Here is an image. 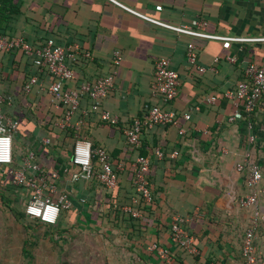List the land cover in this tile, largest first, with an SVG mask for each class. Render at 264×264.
<instances>
[{"label":"crops","instance_id":"1","mask_svg":"<svg viewBox=\"0 0 264 264\" xmlns=\"http://www.w3.org/2000/svg\"><path fill=\"white\" fill-rule=\"evenodd\" d=\"M18 4L19 14L7 24L5 35L20 37L33 47L52 39L59 46L83 43L88 49L92 61L75 67L71 88L108 74L114 52L121 57L112 90L100 102L101 110L117 117V127L99 122L91 113L79 130V136L92 148L101 147L108 153L113 167L124 163L118 172L119 187L110 195L95 180L69 181L76 171L69 165L74 135L72 131L44 129L53 114L62 116L49 105L46 88L51 79L38 74L32 60L19 52L0 54V97L6 98L0 108L11 118L20 115L13 137L12 165L19 169L22 158L31 153L32 163L49 183L51 173L58 172L59 178L53 183L58 191L68 193L72 203L69 212L59 216L58 225L72 222L88 234L104 231L105 250L114 264H240L242 237L252 208L239 204L250 189L245 185L246 171L236 172L235 165L255 163L264 176V95L251 116L254 143L250 144L245 119L228 121L234 106L223 94L233 91L244 79L247 66L264 68V42L196 38L148 19L174 27H191L197 20L208 35L264 38V0H18ZM188 43L195 46L197 65L204 72L186 64ZM158 58L169 60L179 76L175 99L169 105L158 104L179 116L187 113L190 118H179L175 126L157 125L142 132L140 144L150 157L147 181L154 204L152 213L134 222L116 212L122 203L125 212L131 163L138 153L128 148L122 132L152 105L150 84ZM31 76H36L37 84L28 94L23 90L21 94L22 84ZM207 96L215 97V102L204 103ZM89 105L88 99H82L80 110ZM194 106L198 110H192ZM79 114L76 112L73 122ZM179 129L184 130L183 135L178 134ZM44 139L50 144H43ZM155 149L163 152L161 159L153 155ZM173 151L178 156L171 159ZM27 176L39 184L38 172L29 171ZM12 181L8 190L13 195L12 209L21 203L23 213L29 191L24 186L15 187ZM263 188L264 180L256 187V208L262 213ZM113 201L115 204L110 203ZM109 204L116 206L114 212L107 210ZM174 216L185 220L182 227L193 237L196 254L171 243ZM253 245L264 257L263 224L254 230ZM153 247L165 250L166 257L160 258Z\"/></svg>","mask_w":264,"mask_h":264},{"label":"built area","instance_id":"2","mask_svg":"<svg viewBox=\"0 0 264 264\" xmlns=\"http://www.w3.org/2000/svg\"><path fill=\"white\" fill-rule=\"evenodd\" d=\"M148 20L176 33L196 38L264 42V38L234 39L208 35L203 31V23L197 20L192 23L191 27H174L151 19ZM13 50H19L24 56L30 58L36 72L51 79L46 88L50 102L54 109L60 108L63 110L62 117L54 122L53 129L61 132L70 130L74 135L69 165L74 167L76 171L70 174L69 181L76 183L95 180L106 189L113 190L116 186L117 174L123 169V164L119 163L113 167L108 153L101 147L92 148L85 137L79 136V130L85 124L84 120L91 113L96 114L99 122L117 127V117L101 110L100 102L112 90L114 77L120 65L121 57L119 52L116 51L112 55V68L109 74L98 76L91 81L84 80L78 87L66 89V84L74 79V71L71 68L72 63L78 57L86 59L87 62L92 61V56L88 51H81L76 43L66 46L56 45L52 39L45 40L41 46L33 47L20 37H8L0 34V53H7ZM185 62L198 73L205 71L204 68L197 65V52L192 43L186 45ZM243 75L244 79L236 84L233 91H226L223 97L232 102L234 106V111L230 114L228 121L232 122L239 118H244L248 142L252 144L254 143V137L251 134V116L256 109V103L264 95V68H256L253 65H249L244 69ZM36 79V76H31L23 84V92L25 94H28L31 87L37 84ZM178 91V73L171 68L169 60L158 58L153 64L152 82L150 84V101L152 105L146 106L145 113L140 117L134 118L122 132L129 149L134 152L137 151L140 147V137L145 129L148 130L157 125L175 126L177 124L179 119L177 114L174 111L167 110V106L165 108L161 107L158 103L160 102L163 105L171 104ZM84 98L89 100L90 105L87 109L80 110V102ZM1 102H4V100L0 97ZM203 102L213 103L215 102V97H204ZM7 104L9 105V103ZM192 110H198V106H194ZM78 111L80 113L79 117L73 122L72 119ZM181 118L188 121L190 117L189 114L184 113ZM17 127V119L5 115L0 108V166L13 164V137ZM183 133L184 130H178V134L183 135ZM42 143L45 145L50 144L48 139H44ZM153 155L157 159H161L163 152L160 149H155L153 150ZM177 156V151H173L169 155L171 159ZM32 159L31 153L22 158L20 168L12 171V184L15 187L24 186L29 191L23 209L25 217L44 227H53L57 224L60 213L70 210L72 203L68 193L58 191L54 184L59 178L58 172L51 173L52 183H49L47 178L41 174L42 172L39 168L32 163ZM149 166L150 157L146 156H136L131 163L132 183L137 196L131 197L129 206L123 207V210L134 218L139 217V213L133 210L132 207L136 206L139 200L145 206H149L152 201L146 178ZM235 170L236 172L246 171L245 185L250 189V193L241 198L239 204L244 208H252L249 225L242 237L240 264H264V257L255 251L253 245L254 230L259 224L264 225V213L256 208L259 194L256 187L264 180V176L259 166L255 163H237ZM29 171L38 172L39 184L27 176ZM64 173H67V171L64 170ZM260 193L264 194V188L260 190ZM184 222L185 220L180 216L172 217L170 241L178 249L194 255L197 253L194 239L183 229L182 225ZM152 249L156 250L160 258L166 257L167 252L165 250H157L154 247Z\"/></svg>","mask_w":264,"mask_h":264},{"label":"rangeland","instance_id":"3","mask_svg":"<svg viewBox=\"0 0 264 264\" xmlns=\"http://www.w3.org/2000/svg\"><path fill=\"white\" fill-rule=\"evenodd\" d=\"M10 194L6 191L0 198V264H114L105 250L104 231L88 234L72 222L68 226L57 223L51 230L66 227L67 233L46 236L44 226L25 219L20 224L15 219ZM20 204L15 209L21 210ZM25 224L32 229H25Z\"/></svg>","mask_w":264,"mask_h":264},{"label":"trees","instance_id":"4","mask_svg":"<svg viewBox=\"0 0 264 264\" xmlns=\"http://www.w3.org/2000/svg\"><path fill=\"white\" fill-rule=\"evenodd\" d=\"M19 14V4H18V0H0V34L1 35H5V33L4 32H6V30H7V24L15 17V16H17ZM5 36H8V35H5ZM8 37H11V36H8ZM45 40H47V39H44V40H42L41 42H38V46H41V44L45 41ZM78 46H79V48H80V50L81 51H88V49L85 47V45L82 43V44H77ZM16 52H19V53H21L22 54V52H20L19 50H13V51H10V52H7V53H16ZM0 54H2V53H0ZM6 54V53H5ZM120 54V53H119ZM87 62V60L86 59H84V58H82V57H78V59L77 60H75L73 63H72V66H71V68L73 69V71L75 72V67L76 66H79L80 64L82 65V64H84V63H86ZM111 71V70H110ZM110 73V72H109ZM108 73V74H109ZM107 75V74H106ZM102 76H104V75H102ZM73 81V80H72ZM72 81H69L67 84H66V86H65V88L66 89H68V88H71L70 86H69V84L72 82ZM24 83V82H23ZM237 84V83H236ZM22 90H23V84H22V87H21V90H20V93L21 94H23V92H22ZM4 100H6V98H4ZM49 100H50V98H49ZM49 105H50V107L51 108H54L53 106H52V104H51V102L49 101ZM55 110H60L61 111V115H63V110L62 109H60V108H58V109H55ZM176 114H177V116H178V118H181V115L179 116L178 115V113L177 112H175ZM19 116L20 115H17L16 116V119H17V121H18V124H19ZM22 116H24V111H23V114H22ZM58 115L57 114H53V116H52V119L49 121V120H46V123H44L45 124V126H44V129H46L48 132H51V129L53 130V124H54V122L55 121H57V120H59L61 117H57ZM49 126V127H48ZM68 132L70 133V130H68ZM144 147H142L141 146V144H140V147L137 149V151H138V153H137V156H140V157H145L146 156V153H143V151H142V149H143ZM140 149H141V151H140ZM140 151V152H139ZM36 158V156H34V159ZM35 161V160H34ZM35 163V162H34ZM123 165H124V163H123ZM14 165H9V166H0V198H4V196H5V192L6 191H8L9 189H10V182H11V180H12V178H13V176H12V171H14ZM131 170V169H130ZM149 171V170H148ZM128 174H130V173H128ZM119 173L117 174V179L119 178ZM146 178H148V172H147V174H146ZM132 179H133V174H132V170H131V174L129 175V182H130V184H129V186H130V190H129V193H128V198H127V203H125V205H127V206H129V204H130V198L131 197H133V196H137L136 195V193H135V189H134V186H133V183H132ZM99 184V183H98ZM118 184V185H117ZM119 182L117 183L116 182V186H115V188L117 189V187H119ZM103 186V185H102ZM147 186H148V188H149V183H148V181H147ZM105 188V187H104ZM114 188V189H115ZM114 189L113 190H108L107 189V191L109 192V194L110 195H112V192L114 191ZM150 189V188H149ZM151 197H152V195H151ZM110 203H112V204H115L114 203V201L113 202H110ZM119 203V202H118ZM153 198H152V201H151V203H150V205L149 206H145L140 200L137 202V204H136V206H134V207H132L133 208V210H135V211H137L138 213H139V217H137V218H134V217H132L131 215H129L128 213H125V212H123L122 210H121V207L123 206V203H122V206L121 205H117L118 206V210L116 211V212H118V213H124L125 215H126V220H131V221H134V222H139V221H141V218H143L144 216H145V214H149L150 212L152 213V211H153ZM109 205H111V204H109ZM109 205H106L107 206V210L108 211H111V212H114L115 210L114 209H116L115 207V205H111V206H109ZM114 208V209H113ZM14 216H15V219H17L18 221H19V223L21 224V222H23V220L25 219L26 220V217H25V215L20 211V210H17V209H13V210H11L10 211ZM67 212H69L68 210L67 211H62L61 213H60V217L62 216V214H64V213H67ZM117 213V214H118ZM58 222H60L61 223V221H57V223ZM26 226H24V228L25 229H27V230H30V229H32V226H30V224H25ZM46 228V232H45V235L46 236H53L54 235V233L55 234H62V232H66L67 233V229L68 228H63V229H56V230H51L52 228H50V227H45ZM26 241L24 242V245H26ZM28 253V252H27Z\"/></svg>","mask_w":264,"mask_h":264}]
</instances>
